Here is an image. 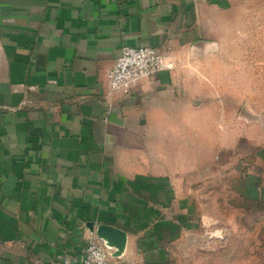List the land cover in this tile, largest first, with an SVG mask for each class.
Here are the masks:
<instances>
[{
	"label": "crops",
	"instance_id": "1",
	"mask_svg": "<svg viewBox=\"0 0 264 264\" xmlns=\"http://www.w3.org/2000/svg\"><path fill=\"white\" fill-rule=\"evenodd\" d=\"M233 10L0 0V264L82 262L89 241L108 264H264V69L251 89L242 54L239 110ZM123 45L174 69L111 95Z\"/></svg>",
	"mask_w": 264,
	"mask_h": 264
},
{
	"label": "rangeland",
	"instance_id": "2",
	"mask_svg": "<svg viewBox=\"0 0 264 264\" xmlns=\"http://www.w3.org/2000/svg\"><path fill=\"white\" fill-rule=\"evenodd\" d=\"M220 7L233 6L234 27L228 53L234 59V103L241 109V57L249 54L251 89L257 86L258 70L264 69V0H206ZM244 12V13H243ZM251 104L257 105V94L251 93ZM208 257V256H207ZM224 258V256H223Z\"/></svg>",
	"mask_w": 264,
	"mask_h": 264
},
{
	"label": "built area",
	"instance_id": "3",
	"mask_svg": "<svg viewBox=\"0 0 264 264\" xmlns=\"http://www.w3.org/2000/svg\"><path fill=\"white\" fill-rule=\"evenodd\" d=\"M174 69V63L160 49L123 45L114 66L108 72L110 94H129L131 87L154 79L158 74ZM109 254L104 246L89 241L86 257L82 262L73 260L67 264H108Z\"/></svg>",
	"mask_w": 264,
	"mask_h": 264
},
{
	"label": "water",
	"instance_id": "4",
	"mask_svg": "<svg viewBox=\"0 0 264 264\" xmlns=\"http://www.w3.org/2000/svg\"><path fill=\"white\" fill-rule=\"evenodd\" d=\"M102 232L104 236L107 237L108 240L115 242V243L118 242L121 237L119 231L112 229L110 227H104L102 229Z\"/></svg>",
	"mask_w": 264,
	"mask_h": 264
}]
</instances>
